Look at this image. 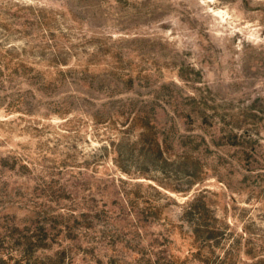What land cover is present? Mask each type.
Returning a JSON list of instances; mask_svg holds the SVG:
<instances>
[{"label":"rangeland","instance_id":"1","mask_svg":"<svg viewBox=\"0 0 264 264\" xmlns=\"http://www.w3.org/2000/svg\"><path fill=\"white\" fill-rule=\"evenodd\" d=\"M0 264H264V0H0Z\"/></svg>","mask_w":264,"mask_h":264}]
</instances>
